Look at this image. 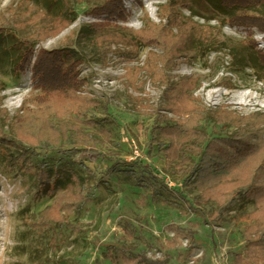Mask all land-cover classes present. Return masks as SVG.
Listing matches in <instances>:
<instances>
[{"label": "rangeland", "instance_id": "374dc122", "mask_svg": "<svg viewBox=\"0 0 264 264\" xmlns=\"http://www.w3.org/2000/svg\"><path fill=\"white\" fill-rule=\"evenodd\" d=\"M165 1L0 0V264H242L246 251L264 264L263 250L247 244L261 234L251 228L256 202L237 192L242 187L231 190L237 180L226 174L203 187L185 182L191 165L160 149L170 142L200 149L240 128L233 115L264 111V30L212 19L216 41L164 66L151 55L161 49L132 48L129 30L159 22ZM195 10L223 17L205 0ZM200 16L194 21L203 23ZM90 25L99 33L88 38ZM114 32L124 37L116 41ZM17 39L34 45L22 67L14 60ZM60 49L83 61L74 59L62 83L35 79L41 51ZM58 84L69 103L49 112L61 96L50 98ZM172 84L176 100L193 109L176 115L165 108ZM17 114L26 117L14 124ZM248 127L262 128L264 138V115ZM20 146L31 150L30 163L63 167L76 178L40 196L37 174L6 158ZM190 156L192 163L199 157ZM138 162L155 176L149 186L139 184L148 179L142 168L117 171ZM231 194L219 208V198Z\"/></svg>", "mask_w": 264, "mask_h": 264}, {"label": "trees", "instance_id": "16d2710c", "mask_svg": "<svg viewBox=\"0 0 264 264\" xmlns=\"http://www.w3.org/2000/svg\"><path fill=\"white\" fill-rule=\"evenodd\" d=\"M203 0H166L162 4V17L159 22L148 19L143 28L139 30L130 29L131 40L130 44L133 49H136L139 45L153 46L161 49L160 54L152 52L151 55H157L158 59L164 66H169L172 56H178L180 53L193 50L198 44H211L215 40V26L210 22L212 19L217 20L221 25L225 23L237 24V25H256L264 30V0H205L210 7L215 8L223 16H200L195 10V6L199 5ZM181 8H187L190 11L188 16H185L181 12ZM200 16L204 22L194 21V17ZM73 20H69L65 25H69ZM93 31L86 36L88 38L93 37L96 33H99L98 27L90 25ZM58 32L52 31L47 35H55ZM116 41L121 40L124 37L120 32H114ZM46 37V36H44ZM26 40H18L16 44V54L14 60L18 67H22L28 62L34 52V45ZM137 52V50H136ZM174 52V53H173ZM39 59L34 65V78L42 81L43 83H62L71 75V69L69 66L73 63L74 59L78 62H82L83 58L79 57L77 51H67L66 49L60 50H43L40 53ZM60 84L55 86L50 91V98L53 95L59 93L61 96L54 97V104L49 108V112H62L68 106L67 90L61 88ZM171 94L168 98V104L165 108L176 115H182L186 112V108H194V104H185L176 100L178 95L177 87L175 84L170 86ZM2 88L0 87V90ZM184 99V98H183ZM1 100V98H0ZM62 100V102H61ZM264 115L263 112H252L244 115H233L230 117L232 123L240 126L231 135L220 136L217 140L208 141L200 149L181 143L175 145L171 143L166 148L161 144V150H165L166 155H170L172 158L181 159L187 163L190 167L187 170L185 176V182L189 181L203 187V185L210 184L211 179L218 177V175H232L237 182L234 183L232 189L242 187L237 190L239 194L254 199L256 202V210L253 216L254 224L251 228L254 231L261 234L259 236L249 238L247 241L248 247L252 250L261 248L264 252V230H260L264 225V138L262 137V128L257 127L255 129L249 128L256 124V120ZM25 116L17 114L14 120L15 123H21L25 120ZM258 123V122H257ZM13 124V125H14ZM174 126V125H173ZM178 126H181L179 124ZM178 126H168L165 128H174L179 130ZM169 131V130H167ZM174 132V131H173ZM17 140L22 142L23 138L17 132ZM6 145H10V149H14L17 145L16 141L10 142L6 140ZM17 154L8 152L6 155L10 165L19 166L21 170L33 171L37 174L40 196L43 194H50L56 187L59 186L64 177L69 179L76 178L74 172H69L63 167H54L53 165L42 162V165H35L30 163L27 159L28 154H32L31 150L24 149V146H20L16 150ZM190 153H195L198 157L196 162L193 161ZM14 156H18L17 160H14ZM32 164L34 166H32ZM140 166V167H139ZM123 167V166H122ZM140 168L143 170V176H148V179H144L145 183H139L142 186H149L154 180L155 176L152 175L151 170L144 168V165L138 162L137 164L126 165L123 169H116L122 171L124 174H128L129 170L134 175L136 172L140 174ZM128 170V171H127ZM137 175L135 179L140 180L142 176ZM127 176V175H126ZM151 187V186H150ZM209 191L214 190L215 186H208ZM156 189L155 187L153 190ZM230 193V192H229ZM223 197V196H222ZM235 195H224L223 198H219V208H224L227 202H232ZM227 200V202H225ZM219 217V216H218ZM251 233V232H248ZM264 254V253H263ZM246 257L242 264H257L253 259H258L260 256H256L249 251H246Z\"/></svg>", "mask_w": 264, "mask_h": 264}]
</instances>
